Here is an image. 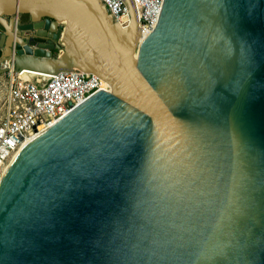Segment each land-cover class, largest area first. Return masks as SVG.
<instances>
[{
  "label": "water",
  "instance_id": "water-1",
  "mask_svg": "<svg viewBox=\"0 0 264 264\" xmlns=\"http://www.w3.org/2000/svg\"><path fill=\"white\" fill-rule=\"evenodd\" d=\"M124 1L0 0V74L110 86L7 165L0 264H264V0H163L137 54Z\"/></svg>",
  "mask_w": 264,
  "mask_h": 264
},
{
  "label": "built area",
  "instance_id": "built-area-1",
  "mask_svg": "<svg viewBox=\"0 0 264 264\" xmlns=\"http://www.w3.org/2000/svg\"><path fill=\"white\" fill-rule=\"evenodd\" d=\"M112 19L126 27L130 14L124 0H101ZM144 34L156 24L163 0H132ZM21 15V14H19ZM17 15V20L22 21ZM1 30V25H0ZM61 46L62 43H60ZM6 81L0 98V178L22 144L79 104L98 89L109 90L107 81L82 69L27 74L12 62L2 64Z\"/></svg>",
  "mask_w": 264,
  "mask_h": 264
},
{
  "label": "bare ground",
  "instance_id": "bare-ground-1",
  "mask_svg": "<svg viewBox=\"0 0 264 264\" xmlns=\"http://www.w3.org/2000/svg\"><path fill=\"white\" fill-rule=\"evenodd\" d=\"M63 22V21H62ZM64 23V22H63ZM144 33L141 32L139 38H138V44H137V47H136V54L138 52V49H139V46H140V43H141V40H142V37H143ZM73 69H79L78 67H75ZM25 71L27 72V74H43V75H47L48 73H45V72H40V71H34V70H29V69H25ZM88 72V71H87Z\"/></svg>",
  "mask_w": 264,
  "mask_h": 264
},
{
  "label": "crops",
  "instance_id": "crops-1",
  "mask_svg": "<svg viewBox=\"0 0 264 264\" xmlns=\"http://www.w3.org/2000/svg\"><path fill=\"white\" fill-rule=\"evenodd\" d=\"M5 90H6V81L3 75H0V97H2L5 94Z\"/></svg>",
  "mask_w": 264,
  "mask_h": 264
},
{
  "label": "flooded vegetation",
  "instance_id": "flooded-vegetation-1",
  "mask_svg": "<svg viewBox=\"0 0 264 264\" xmlns=\"http://www.w3.org/2000/svg\"><path fill=\"white\" fill-rule=\"evenodd\" d=\"M20 18L23 21H27L28 20V15L25 16V14H21Z\"/></svg>",
  "mask_w": 264,
  "mask_h": 264
},
{
  "label": "rangeland",
  "instance_id": "rangeland-1",
  "mask_svg": "<svg viewBox=\"0 0 264 264\" xmlns=\"http://www.w3.org/2000/svg\"><path fill=\"white\" fill-rule=\"evenodd\" d=\"M27 14H25V16H26ZM21 15H19V17H20ZM1 98V97H0ZM1 105V104H0ZM3 112V108L0 106V114Z\"/></svg>",
  "mask_w": 264,
  "mask_h": 264
}]
</instances>
